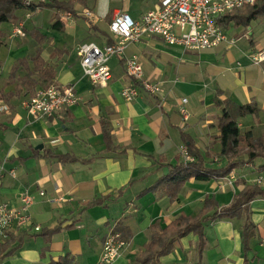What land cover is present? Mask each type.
Here are the masks:
<instances>
[{"label":"crops","instance_id":"crops-1","mask_svg":"<svg viewBox=\"0 0 264 264\" xmlns=\"http://www.w3.org/2000/svg\"><path fill=\"white\" fill-rule=\"evenodd\" d=\"M125 2L99 0V6H91L86 0L85 7L75 4V17L59 13L62 32L50 29V9L37 12L28 26L24 25L40 33L42 26L58 33L57 40L52 34L45 35L50 43L43 46V59L55 72L49 85L74 86L78 98L75 106L51 119L34 118L22 108L21 102L29 97L20 86L22 71L9 78L18 60L34 56V39L28 35L21 38L31 39L22 41L28 43V50L24 48L27 44L20 49L4 39L0 48V104L8 110L0 113V203L18 207L20 196L29 194L33 202L29 214L40 231L10 232L7 240L22 232L27 235L21 247L0 264H54L62 260L66 264H97L110 232L119 233L130 243L112 264H135L149 242L153 225L164 228L179 215H196L206 197L220 207L228 206L245 186L254 184L258 175L254 166L263 164V159L233 171L231 181L225 177L202 182L183 174L171 175L170 171L182 163L179 149L183 138L193 142L206 167L224 165L223 160H216L220 153L216 140L220 112L213 102L216 93L220 101L256 108V115L238 119L242 136L250 132L257 139L263 133L264 62L254 66L250 55L264 51V19L254 22L256 31L253 23L244 32L249 37L240 35L242 28L229 29L227 36L235 38V44H221L207 52H184L158 36L146 35L131 43L126 57L138 59L144 76L159 84L164 100L140 91L137 98L127 102L120 91L133 81L125 75L122 57L111 59L109 84L94 87L83 76L77 55L82 43L107 44L104 35L110 36L108 26L114 14L125 13L140 21L159 0H139L136 5L129 0L119 6ZM46 10L49 18L44 23ZM85 11L91 17L85 16ZM11 27L13 23L2 29ZM72 51L77 57L75 64ZM4 95L8 101L2 99ZM184 98L186 120L179 111L180 99ZM104 126L110 132L108 150ZM59 156L68 159L59 161ZM97 201L98 205H88ZM248 217L254 228L245 250L243 217L207 222L201 264H264L263 198L250 203ZM61 222V230L50 239L43 233ZM72 223L73 227L64 228ZM7 240H0V246ZM197 241L194 234L182 238L171 253L160 258V264H198Z\"/></svg>","mask_w":264,"mask_h":264},{"label":"built area","instance_id":"built-area-1","mask_svg":"<svg viewBox=\"0 0 264 264\" xmlns=\"http://www.w3.org/2000/svg\"><path fill=\"white\" fill-rule=\"evenodd\" d=\"M255 0H159L158 4L146 12L140 21L133 20L128 14L116 13L108 26L112 36V44L98 46L93 42L82 43L77 48V55L83 76L87 77L94 87H105L109 84L112 74L109 61L114 57L124 59L125 75L133 83L120 91V96L127 102L138 97L140 91L164 100L159 84L146 78L141 63L135 56L126 57L128 46L139 41L143 36H158L168 46L176 47L182 51L207 52L218 48L221 44H229L227 33L218 26V18L231 12L252 5ZM33 0H23L25 6H31ZM84 15L91 17L90 12ZM26 17H30L27 13ZM24 23L20 22L12 29L11 38H24ZM249 37V33L245 35ZM232 42V41H231ZM231 46V45H228ZM264 62V51L260 50L250 55V63L259 66ZM78 98L74 86L60 88L49 85L38 89L34 95L21 102L25 111L37 119H51L63 109L75 106ZM180 114L187 119L188 114L184 108L187 100L180 99ZM8 110L0 104V113ZM179 153L184 164L193 162L186 146H181ZM13 176V173H12ZM233 180L232 174L227 176ZM254 184L264 186V172L257 175ZM43 196V192H39ZM29 194L20 196L19 205L15 207L7 202L0 203V240H7L14 229L40 231V227L32 221L29 209L32 205ZM130 243L119 233H108L102 244V251L97 264H112ZM56 264H65L57 262Z\"/></svg>","mask_w":264,"mask_h":264},{"label":"trees","instance_id":"trees-1","mask_svg":"<svg viewBox=\"0 0 264 264\" xmlns=\"http://www.w3.org/2000/svg\"><path fill=\"white\" fill-rule=\"evenodd\" d=\"M79 4L86 6V0H43L37 3H32L31 6H25L23 0H0V48L5 39V31L3 25L15 22L18 13H32L37 9L53 10L51 16L50 29L56 32L64 30V24L61 22L59 13H70L74 17L76 11L74 5ZM264 19V0H255L252 5L243 7L242 9L232 10L227 14L218 18V26L224 32L229 29H243L244 34L249 27L256 21ZM25 36H29L36 42V50L31 58H23L17 61L9 73V78L14 79L17 72L22 71L23 76L20 78V86L24 87L31 98L34 95L37 87L46 88L55 78L53 68L47 67L43 59V46L50 43V39L36 29L26 30L24 26ZM245 35V34H244ZM111 36V34H110ZM105 34L107 44H112V36ZM31 63V66H29ZM218 93L214 95V105L219 109L218 131L219 137L216 139L220 145V153L218 157L224 161V165L217 168L206 167V161L198 149L193 145V142L188 138H183V145L186 146L190 156L194 161L184 164L183 162L176 168H173L171 175L183 174L186 178H194L196 181L206 182L211 179H220L229 176L233 171L243 168L245 165L263 159L264 162V131L257 139L251 137L250 132L244 133L242 136L239 127L238 119L248 115H256V108L251 105L238 106L233 102L220 101ZM2 99L8 101L9 98L1 96ZM24 101V100H23ZM103 137L106 145V150L111 147L110 132L106 126L103 128ZM246 157L242 159V154ZM239 153V154H238ZM207 157H210L208 155ZM59 161L67 160V157H57ZM258 174L264 172V163L259 166H254ZM264 199V186L259 184L247 185L244 189L233 197L232 202L228 206L220 207L217 202L206 197L203 201L202 208L194 216L179 215L166 227L161 228L159 225L151 227V235L148 244L144 250L138 255L135 264H160V258L172 252L178 242L189 234L197 236L198 241L196 250L198 254V264H201L202 254L206 245L205 239V224L218 219H234L244 218V229L242 233L244 250L247 248L248 239L254 226L250 223L248 217V207L256 198ZM103 201V200H102ZM99 202L88 204L91 206L98 205ZM86 209V208H84ZM63 222L52 229L44 230V234L49 236V239L58 233L62 228ZM73 223L64 228L73 227ZM42 234V232L40 233ZM27 233L22 232L17 237H10L5 244L0 246V261L13 255L22 245ZM65 263V261H58ZM57 263V262H56ZM54 263V264H56Z\"/></svg>","mask_w":264,"mask_h":264},{"label":"rangeland","instance_id":"rangeland-1","mask_svg":"<svg viewBox=\"0 0 264 264\" xmlns=\"http://www.w3.org/2000/svg\"><path fill=\"white\" fill-rule=\"evenodd\" d=\"M89 1V4L92 6L93 5V3H96L98 6H99V0H88ZM107 1H109V0H107ZM124 1H126V2H128L129 0H124ZM132 1V4L133 5H136V4H138V1L139 0H131ZM38 2V0H33V2L32 3H37ZM120 3L119 4V6H121V5H126L127 3ZM43 9H37V10H35L34 12H32V13H30L29 12V14H30V17H26V14H27V12H22V13H18V17L16 18L17 20L15 21V22H12L13 23V27L14 26H16L18 23H20V22H23L24 23V25L25 26H28V24H29V22H30V20L32 19V17L37 13V12H40V11H42ZM46 13H48L47 12V10L46 11H44V14H45V18H44V23L46 22L47 23V20H48V16H46ZM257 22V21H256ZM48 25V24H47ZM254 25H256L255 27H254V31H256L257 30V27H258V25L256 24V23H254ZM13 27H11V28H9V29H7V28H5L4 29V31H5V40L6 41H8L9 43H12V44H16V46H18L17 48H19V46H21L20 47V49L25 45V44H27V45H25L24 46V48H26L27 50L29 49L28 47H30V46H28V43H24V42H22L23 40H25V41H31V39L29 38H25V39H21V38H18V37H13V38H11L10 39V37H11V34H12V29H13ZM42 30H41V33L42 34H44V35H46V36H49V35H51L52 34V36L54 37V39L55 40H57V36H58V33H56V32H54V31H51V30H47V27L46 26H42ZM26 30H29L28 28L26 29ZM235 37V36H234ZM227 38H228V40L230 41L229 42V44L228 45H234L235 44V38H231V37H229V36H227ZM232 41V42H231ZM33 43H34V47L33 46H31V49H32V51H34V49H35V44H36V42L33 40ZM3 50H2V54H3ZM70 55L73 57V59H72V61H73V63L75 64L76 62H77V57H75V54L73 53V51H72V53H70ZM113 63H114V60H110V62H109V65H113ZM181 146H184V145H181ZM239 154V153H238ZM241 156L243 157V153L241 152ZM217 162L218 163H220V161H221V158H220V160H219V157L217 156ZM216 162V161H215ZM213 164V163H212Z\"/></svg>","mask_w":264,"mask_h":264},{"label":"water","instance_id":"water-1","mask_svg":"<svg viewBox=\"0 0 264 264\" xmlns=\"http://www.w3.org/2000/svg\"><path fill=\"white\" fill-rule=\"evenodd\" d=\"M41 148H42V146L39 147V149H41Z\"/></svg>","mask_w":264,"mask_h":264}]
</instances>
